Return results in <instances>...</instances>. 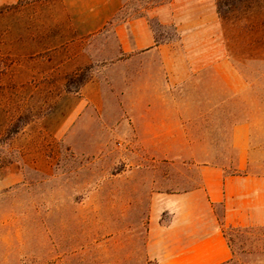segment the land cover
I'll use <instances>...</instances> for the list:
<instances>
[{
  "label": "rangeland",
  "instance_id": "rangeland-1",
  "mask_svg": "<svg viewBox=\"0 0 264 264\" xmlns=\"http://www.w3.org/2000/svg\"><path fill=\"white\" fill-rule=\"evenodd\" d=\"M34 11L28 3L0 9V264H160L149 224L170 214L154 206L158 195L189 187L197 163H212L203 155L227 143V125L250 119L255 146L264 147V0H125L83 42L91 65L77 73L62 63L64 49L42 47L43 33L26 30L41 23ZM138 19L172 50L123 55L116 28ZM165 54L198 73L161 97L182 122L178 142L153 144L121 93L139 75L164 86ZM91 74L102 105L68 121L72 95ZM146 113L142 106L138 115ZM225 233L229 264H264V227Z\"/></svg>",
  "mask_w": 264,
  "mask_h": 264
},
{
  "label": "crops",
  "instance_id": "crops-1",
  "mask_svg": "<svg viewBox=\"0 0 264 264\" xmlns=\"http://www.w3.org/2000/svg\"><path fill=\"white\" fill-rule=\"evenodd\" d=\"M124 1L0 0V9L21 3L33 6L36 10L33 15L40 16L41 23L32 28L27 25L26 30L43 33V41H46L42 47L64 49L62 63L70 66L68 73H77L91 65L83 42L104 31L121 12ZM163 10L164 7L156 11L161 22ZM116 34L123 55L172 50L171 45L157 46L145 19L119 25ZM180 60L169 54L161 56L164 86L156 84L155 79L146 82L139 75L136 83H129L136 88L121 93L122 104L128 111L135 112L133 122L149 143L178 142L176 129L183 126L182 122L172 114L177 112L176 107L162 104L161 97L194 79L198 73L193 62ZM96 74H91L90 81L72 95L76 103L68 121L75 120L88 105H102L98 93L102 88ZM146 96L154 98L148 100ZM142 106H147L148 113L139 116ZM227 126L231 128L227 143H222L216 154L203 155L212 163H197L196 178L191 176L185 180V186L190 188L172 192L164 199L158 195L162 203L154 206L170 214L165 224L157 216L150 219L149 226L163 248L160 264H229L233 252L225 231L264 227V147L255 146L250 119ZM181 136L185 135L181 133ZM187 158L197 159L195 155ZM188 171L191 174L192 170Z\"/></svg>",
  "mask_w": 264,
  "mask_h": 264
}]
</instances>
